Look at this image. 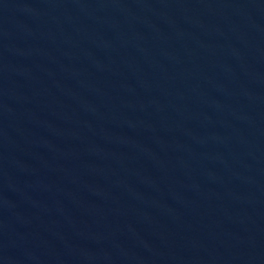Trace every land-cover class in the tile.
<instances>
[{"label":"water","instance_id":"1","mask_svg":"<svg viewBox=\"0 0 264 264\" xmlns=\"http://www.w3.org/2000/svg\"><path fill=\"white\" fill-rule=\"evenodd\" d=\"M0 264H264V0H0Z\"/></svg>","mask_w":264,"mask_h":264}]
</instances>
